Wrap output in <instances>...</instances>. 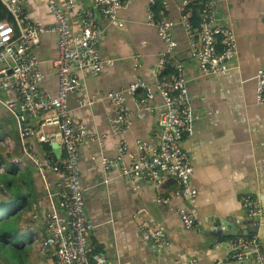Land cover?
Instances as JSON below:
<instances>
[{
  "label": "crops",
  "instance_id": "crops-1",
  "mask_svg": "<svg viewBox=\"0 0 264 264\" xmlns=\"http://www.w3.org/2000/svg\"><path fill=\"white\" fill-rule=\"evenodd\" d=\"M74 1L79 9L94 11L103 29L100 54L111 61L97 76L88 70L78 71L82 90L68 96L70 118L82 122L95 137L78 149L85 216L94 225L88 236V255H103L104 264H254L229 259L227 243L230 238L248 233L257 235L264 249V216L260 221L253 220L241 206V198L252 194L264 211V104H258L256 98V73L264 63V0H218L215 26L234 33L236 54L227 69L216 75H200L183 29L177 24L173 30L175 57L184 64L193 110V132L182 144L193 167L189 182L197 192L189 200L177 194L179 187L173 180L156 187L149 180L122 177L121 169L133 162L129 157L109 169L102 164L103 158H116L120 141L129 143L131 151L136 141L150 146L160 142L157 116L161 98L155 94L149 102L152 112L139 111L136 100L143 97V92L133 96L127 91L138 79L154 81L164 50L156 29L146 24L147 0H122V27L109 25L92 0ZM154 6L160 9L162 4L156 2ZM22 8L30 22L46 28L54 26V18L42 0H25ZM166 17L179 22L177 3L168 4ZM34 54L41 62L40 88L55 96L56 34L44 32ZM174 74L175 70L168 68L162 77ZM111 91H123L126 96L131 123L123 134H113L107 122L106 95ZM80 99L91 103L82 107ZM18 105L16 94L0 89V202L10 197L3 184L9 182L10 190L16 192L12 205L16 211L22 208L18 211V232L9 237L0 255L9 246L16 250L17 264H55L53 251L42 249L41 240L47 237V213L65 217L58 205L56 175L45 167L37 170L28 153L42 156V144H49L53 155L51 143L61 144L58 140L40 142L38 130L51 135L57 127H41L43 117L19 113ZM24 145L30 147L28 153ZM159 198H167L168 202L159 203ZM182 206L193 216L195 226L191 230H184L179 221L177 209ZM143 221L156 223L165 232L167 244L155 247L139 228ZM13 239L16 241L10 244ZM0 264L14 262L0 257Z\"/></svg>",
  "mask_w": 264,
  "mask_h": 264
},
{
  "label": "built area",
  "instance_id": "built-area-1",
  "mask_svg": "<svg viewBox=\"0 0 264 264\" xmlns=\"http://www.w3.org/2000/svg\"><path fill=\"white\" fill-rule=\"evenodd\" d=\"M24 1L0 0L13 22L0 21V74L3 75L0 89L16 94L19 113L43 117L41 127H57L55 134L43 135L41 130L36 134L43 143L59 141L62 147L60 159L48 153L42 156L29 154L27 151H30V147L23 146L37 170L45 167L56 175L58 205L65 213L64 218L57 212L44 216L47 237L41 240V247L53 251L55 264H104L103 255L87 253L88 236L94 225L85 216L84 190L78 166L79 147L87 139L93 141L95 137L82 122L70 118L68 109V96L79 94L82 90L78 71L88 70L92 76H97L105 64L111 63L99 51L103 29L92 9H79L74 0H42L54 18V26L46 28L38 22L29 21L22 8ZM134 1L138 0H126L127 3ZM156 2L162 4L157 13L153 9ZM92 3L109 25H124L119 16L122 0H92ZM147 3L146 24L156 29L164 50L156 65L157 76L154 81L147 83L138 79L128 86L127 91L133 96L139 91L143 92V97L136 100L139 111L152 112L149 102L155 94L161 98V110L157 116L161 128L160 142L157 146H150L136 141L134 151H131L129 143L120 141L116 158H103L102 164L105 169H109L129 157L133 162L121 169L122 177L134 181L149 180L156 187L173 180L179 187L177 194L189 200L197 192L189 182L193 167L182 144L184 138L193 132V110L184 64L175 57L177 42L173 30L177 24L183 29L189 54L201 76L216 75L227 69L228 62L236 54V38L230 29L215 26L218 0H204L198 39L197 30L192 28L189 14L184 10L188 0H147ZM170 3L178 4V23L166 17V8ZM44 32L57 36L58 55L53 61L58 80L55 96L41 90V62L34 54ZM168 68H173L175 74L169 78L162 77ZM256 98L258 104H264V63L256 73ZM106 100V117L111 132L125 133L131 122L124 92H108ZM90 103L79 100L82 107ZM135 188L139 186L135 185ZM157 202L165 204L168 199L159 198ZM241 206L253 220L260 221L264 216L259 200L252 194L241 198ZM177 214L184 230L194 228L195 222L187 207H179ZM139 228L155 247L161 248L167 244L165 232L156 223L143 221ZM227 246L228 258L233 261L264 264V249L257 235H237L228 240ZM190 264L195 262L191 261Z\"/></svg>",
  "mask_w": 264,
  "mask_h": 264
},
{
  "label": "trees",
  "instance_id": "trees-1",
  "mask_svg": "<svg viewBox=\"0 0 264 264\" xmlns=\"http://www.w3.org/2000/svg\"><path fill=\"white\" fill-rule=\"evenodd\" d=\"M203 2L204 0H188V4L184 9L189 14V23L191 24L192 28L197 30V39L199 37V30L202 21L201 10L203 8ZM153 9L155 13H157L159 10L156 6H154ZM2 20H7L10 23H13L9 13L0 3V21ZM42 148L43 153L51 154L49 144H42ZM10 184L11 183L9 182L4 183L7 193L10 194L8 201L0 202V250H2L3 247L6 246V244H9V237L18 232V219L20 218L18 211L22 209L20 208L16 211L17 208L15 207V205H12V203H14L13 197L16 195V192L10 190ZM15 241V239L10 240V244ZM0 257L11 263H13L14 259V264H17L18 261L16 258V250L10 248L9 246L8 249H6L5 254L0 255Z\"/></svg>",
  "mask_w": 264,
  "mask_h": 264
},
{
  "label": "water",
  "instance_id": "water-1",
  "mask_svg": "<svg viewBox=\"0 0 264 264\" xmlns=\"http://www.w3.org/2000/svg\"><path fill=\"white\" fill-rule=\"evenodd\" d=\"M3 76L2 74H0V77ZM39 119V117H38ZM19 123L21 126V129H24V125H23V119L22 117H19ZM51 148H52V153L55 156L56 159H60L62 156V147L57 143V142H53L51 143ZM234 234V233H233ZM236 234V233H235ZM237 235V234H236ZM243 235H254V234H248L245 233Z\"/></svg>",
  "mask_w": 264,
  "mask_h": 264
},
{
  "label": "rangeland",
  "instance_id": "rangeland-1",
  "mask_svg": "<svg viewBox=\"0 0 264 264\" xmlns=\"http://www.w3.org/2000/svg\"><path fill=\"white\" fill-rule=\"evenodd\" d=\"M0 179H3L1 176H0ZM5 182H3V184H4ZM13 262H14V259H13Z\"/></svg>",
  "mask_w": 264,
  "mask_h": 264
}]
</instances>
